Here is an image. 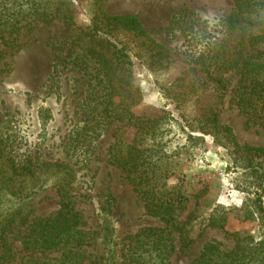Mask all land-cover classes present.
<instances>
[{
	"label": "rangeland",
	"instance_id": "1",
	"mask_svg": "<svg viewBox=\"0 0 264 264\" xmlns=\"http://www.w3.org/2000/svg\"><path fill=\"white\" fill-rule=\"evenodd\" d=\"M62 2L70 22L59 16L0 32V226L8 264L25 258L20 240L27 227L54 215L62 192L83 215L90 264H99L105 250L102 218L116 229L119 264H126L140 231L165 227L147 215L126 173L112 162L142 123L154 134L143 145L157 160L156 174L185 200L167 229L173 250L166 264H196L205 244L228 253L235 235L251 238L249 264L264 262V211L258 209L264 210V158L244 169L249 159L231 143L264 148V125L242 113L237 97L242 78L260 71L264 59V41L251 40L264 37V0ZM125 14L137 16L153 44L165 49L166 68L150 69V55L139 46L130 65L113 55L106 41L133 46L132 33L101 29L100 39L93 38V21ZM233 14L252 24L230 31Z\"/></svg>",
	"mask_w": 264,
	"mask_h": 264
},
{
	"label": "trees",
	"instance_id": "2",
	"mask_svg": "<svg viewBox=\"0 0 264 264\" xmlns=\"http://www.w3.org/2000/svg\"><path fill=\"white\" fill-rule=\"evenodd\" d=\"M92 1L94 6H100L104 0ZM61 6L65 8L62 11L59 9ZM59 16H62L65 21H71V10L62 0H0V32L12 33V30L18 32L26 27L50 23ZM241 22L252 24L250 19L239 18L233 14L227 19V28L233 31ZM101 29L104 35H110L114 31L132 33L133 46L130 42L122 40L106 41L114 50L113 55L126 65H130V53L139 57L135 50L139 46V49L143 48V52L150 55V63H148L150 69L154 66L160 69L168 66L170 58L163 51L165 49L153 44L137 16L132 14L107 16L103 20L93 21L90 31H94V39H100L96 35ZM140 38L144 40L139 42ZM263 39L261 35L251 38L254 44L264 41ZM92 58L93 52H90L88 58L85 56L86 63H90ZM260 62L258 66L260 71L250 69L248 70L250 75L246 73L240 81L237 97L242 113L246 116H257L260 123L264 125V104L259 102L260 99H264V59ZM252 66L255 67V65ZM208 79L211 78L208 76ZM213 81L221 84L219 80L213 79ZM260 93L263 95H259ZM258 102L261 103L260 106ZM146 128L147 123L139 124L132 142L116 150L111 157L112 162L126 173L134 191L143 201L147 215L157 218L165 227L140 231L134 237L133 243L129 245L126 264H166V259L173 250L167 229L175 226L178 211L183 209L182 204L185 202L175 187L166 188L159 174H156L157 160L150 155L149 145L148 147L143 145L144 141L151 142L154 137V134L148 133ZM224 131L232 135L230 128H224ZM231 143L234 148L242 150L249 159L243 166L244 169L252 167V159L264 158V148L239 146L234 140H231ZM253 170L256 172L255 168ZM262 191L264 193V188ZM258 209L264 211L260 204ZM84 227L82 213L75 209L71 197L66 192H62L58 211L51 216L34 218L27 227L20 240L25 253V258L20 264H90L85 249L88 238ZM99 229L105 247L99 264H119L116 261L114 249L116 234L114 224L108 218H102ZM4 233L5 227L0 226V264H8L12 259ZM235 236L236 247L228 253L220 250L217 244H205L196 264H249L247 260H251L254 253L247 243L251 241V238ZM191 243V240L184 241L181 248H186ZM244 243L246 245H243ZM51 254H59V256L49 257L48 255Z\"/></svg>",
	"mask_w": 264,
	"mask_h": 264
}]
</instances>
